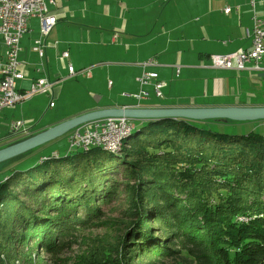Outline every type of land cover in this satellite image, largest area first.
Wrapping results in <instances>:
<instances>
[{
  "label": "trees",
  "instance_id": "obj_1",
  "mask_svg": "<svg viewBox=\"0 0 264 264\" xmlns=\"http://www.w3.org/2000/svg\"><path fill=\"white\" fill-rule=\"evenodd\" d=\"M140 123L126 150L135 182L123 241L129 254L112 263L129 264L136 253L145 264H164L185 253L184 264H264V135L229 136L183 119ZM28 154L0 164L8 171L0 183V250L11 231L26 228L32 233L23 241L36 234L53 243L114 194L111 152L76 149L26 170L11 167Z\"/></svg>",
  "mask_w": 264,
  "mask_h": 264
},
{
  "label": "crops",
  "instance_id": "obj_2",
  "mask_svg": "<svg viewBox=\"0 0 264 264\" xmlns=\"http://www.w3.org/2000/svg\"><path fill=\"white\" fill-rule=\"evenodd\" d=\"M95 2L103 5L97 20H89L91 13L85 11V21L81 23V6L87 8ZM172 2L161 7L163 1L160 0H57V6L51 8L57 25L46 39L45 63L50 79L53 82L66 79L68 64L78 72L90 69V76L80 73L74 79H87L94 96L102 90L99 85L106 83L107 92H116L119 100L95 104L73 116L136 105L133 96L139 92L137 78L144 70L143 64L150 61L153 66L146 69L158 73L159 80L166 87L163 99L155 98L153 87H148L150 96L141 102L143 107L264 106V99L261 98V102L257 99L264 96L258 92L263 93L264 73L211 66L212 56H225L251 48L252 39L246 33L253 26L249 0ZM227 7L233 9L232 13H224ZM256 12L264 20V0H258ZM57 28L61 29L58 37H62V32H68L64 35L66 41L63 38L49 43ZM32 44L33 40L24 45L21 41L23 50L20 55L31 66L37 62L31 53ZM62 49L69 51V60L59 58ZM177 68L180 69L178 77ZM60 84L54 88L56 100L65 90ZM152 94L155 99H151ZM56 124L43 127L40 132Z\"/></svg>",
  "mask_w": 264,
  "mask_h": 264
},
{
  "label": "rangeland",
  "instance_id": "obj_3",
  "mask_svg": "<svg viewBox=\"0 0 264 264\" xmlns=\"http://www.w3.org/2000/svg\"><path fill=\"white\" fill-rule=\"evenodd\" d=\"M160 1H163V3L160 5L161 7H165L173 3V0ZM102 7L103 5H99L97 2H95L90 7L88 6L87 8L81 6V15L83 16V12L86 11V14L90 15L91 13L89 20H97V16ZM84 18L85 17L83 16L81 19H79V21L84 23ZM55 26L53 28H55ZM30 28L33 31L31 33H27L23 37V45L25 43H30L31 40L37 39L40 36L39 25L36 19L31 20ZM59 30L61 31L60 28L55 29L49 40V43H55L57 40H62L64 35L68 33L62 32V37H58L57 33ZM64 40L66 41V38H64ZM62 50V52H64V49ZM60 85L64 87L65 90L63 92V96L60 97V99L53 100V102L56 103L55 108L50 107L52 99L49 97V95H37L30 100H26L22 104L4 109L0 112V149L5 145L13 143L14 141L23 137L22 135L11 138L9 137L11 133L10 127L17 121L25 122V126L29 128L31 130L30 133L33 134L38 129L41 130V128L47 127L48 125L54 124L55 122L58 123V121L67 120L74 114L79 113L80 110L87 109L91 106H94L95 104L103 105L113 101H119L116 98V92L112 94L107 92L106 83H101L99 85L102 90L97 94L98 96H94L92 92L93 90L90 88V82L85 78L69 79L67 81L61 82ZM19 86H23L24 88L28 89L30 87V80L24 81L23 83L19 84ZM258 92L264 94V89L263 93L261 91ZM152 96L154 95L152 94L151 97ZM155 98L152 97L151 99ZM261 98L264 99V96H259L257 98L258 102H261ZM121 101L122 100H120V102ZM133 124L142 125L143 123L133 122ZM199 124L207 126L208 128H212V130L215 132H220L229 136H246L251 132L264 135V122L262 121L254 123L207 121L201 122ZM137 134L138 133L135 129L126 137L124 136V139H122L119 143L116 152L110 151L104 146H92L88 149L82 150L83 152L87 153L93 148H101L104 151L111 152L115 157L113 172L109 174L111 179L107 180L109 182L107 184V188L110 191L114 189V194L105 199L102 205L98 207V211L94 218H91L83 226L75 227V229H72L62 238H56L53 243L49 240L44 241V238L39 237L36 234L32 235L30 238H26L23 241L22 235L31 234V229L28 231L27 228L22 229V232L17 236L14 235V231H11L9 234L11 237L10 243H6V249L0 250V264H104L106 262H108V264H113V260L117 261V259L120 260L123 259V257L126 258L129 253H124L125 250L123 248V241L124 236L127 232H129L126 228L127 224L132 221L130 217H126V215L128 216V212L131 208L129 205V198L127 196L128 194H131L129 192L128 186H131L135 183L133 179H130L132 177L129 176L130 173H132L130 172V168L132 167V162H134V160L128 159V156L126 155L128 152H126V150H129V141H134L136 136H138ZM54 152H58L60 158H63L71 153L70 143L67 139V136H63L43 146L42 148L37 149L26 160L25 158L21 159L19 162L22 163L24 160L25 162L18 166V170L22 171L31 168L39 161L42 156H50ZM14 166H16V164H13V167ZM5 173L7 174L8 171L0 170V183L7 180L6 176L8 174L6 175ZM2 215L5 216V213ZM238 221L247 222L248 219L241 218L238 219ZM150 227H152L151 230L157 237L161 236V232L152 223ZM121 251L124 253V255L121 254ZM138 256L140 255H137L136 253L131 255L132 262L129 264H145L146 258L142 257L141 259H138ZM181 256V258L184 259L166 260L163 263L184 264L187 254L181 253ZM123 262L124 259L122 260V263Z\"/></svg>",
  "mask_w": 264,
  "mask_h": 264
},
{
  "label": "built area",
  "instance_id": "obj_4",
  "mask_svg": "<svg viewBox=\"0 0 264 264\" xmlns=\"http://www.w3.org/2000/svg\"><path fill=\"white\" fill-rule=\"evenodd\" d=\"M257 3L258 0H249L253 10V26L246 33L252 39L251 48L225 56H212L211 66L213 68L264 73V20L256 12ZM56 6L57 0H0V112L36 95L50 94L56 84L76 78L80 73L90 76V69L78 72L71 64H68L66 79L53 82L49 77L45 63L48 49L46 38L57 24V18L51 11V8ZM232 11L231 7H227L224 13L230 14ZM32 19L37 20L40 35L33 40L31 46V53L37 58V62L32 64L33 68L30 62L20 58L23 50L21 41L27 33L31 32L30 22ZM59 58L65 61L69 60V51L61 52ZM143 66L144 70L137 78L139 92L133 96L138 105L149 98L148 87H153L154 95L159 99L163 98V91L166 87V84L159 80L158 73L146 69L153 66L152 61L143 64ZM179 74L180 69L177 68L176 76L178 77ZM26 80H30L28 89L19 86ZM23 126L22 122H17L12 125V129L16 132ZM124 130H129L128 121L106 119L85 126L74 136L76 144L79 145L103 143L116 147Z\"/></svg>",
  "mask_w": 264,
  "mask_h": 264
},
{
  "label": "water",
  "instance_id": "obj_5",
  "mask_svg": "<svg viewBox=\"0 0 264 264\" xmlns=\"http://www.w3.org/2000/svg\"><path fill=\"white\" fill-rule=\"evenodd\" d=\"M55 86L53 87V90L50 94H45V95H49V97H51L52 99L50 103V107L51 104H53V107L55 106V103L53 102ZM23 102L19 104H22ZM136 103L137 104L134 106L106 108V109L94 110L77 116H73L41 132L40 129H38L33 134L30 133L31 130L25 126L26 124L25 122L17 121V122H22L24 126L20 130L14 132V130L12 129V125L17 122L13 123L10 127L11 133L9 137L11 138L18 135H22L23 137L14 141L13 143L5 145L3 148L0 149V164L11 161L30 152L34 153L37 149L42 148L43 146L63 136H67V139L70 143L71 152H73L76 149L80 151L88 149L89 147H85V145L76 144L74 134L77 131H81V129H83L85 126L106 119H124L128 121L129 129H130L129 133L133 132V130L139 127V125H135L133 124V122L161 121L167 119H174V120L183 119V120L199 121V122L227 121L233 123L235 122L253 123V122L264 121V106L160 108V107H143L141 103L140 105H138L137 101ZM33 153H31L30 155H32ZM30 155L28 154L25 157V160ZM50 156L59 158V153L54 152ZM50 156H42L38 162L42 163L48 160V157ZM25 160L23 162H25ZM22 163L18 161L14 163L16 164V166L14 167L12 166V168L18 170V166H20V164Z\"/></svg>",
  "mask_w": 264,
  "mask_h": 264
},
{
  "label": "bare ground",
  "instance_id": "obj_6",
  "mask_svg": "<svg viewBox=\"0 0 264 264\" xmlns=\"http://www.w3.org/2000/svg\"><path fill=\"white\" fill-rule=\"evenodd\" d=\"M31 98L29 99H26V100H30ZM130 130V129H129ZM129 130H124L122 131L121 135H120V139L118 140V143L116 145V147H111V146H107L106 144H103V143H91L89 145H85V147H92V146H104L106 149L110 150V151H114L116 152L117 149H118V145L119 143L121 142L122 139H124V136L126 137L128 134H129Z\"/></svg>",
  "mask_w": 264,
  "mask_h": 264
}]
</instances>
